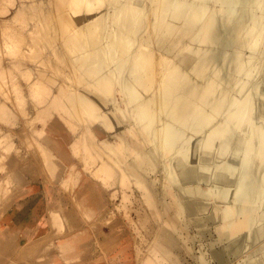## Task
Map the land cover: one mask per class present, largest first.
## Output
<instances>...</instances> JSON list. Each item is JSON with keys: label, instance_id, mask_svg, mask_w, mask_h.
<instances>
[{"label": "bare ground", "instance_id": "1", "mask_svg": "<svg viewBox=\"0 0 264 264\" xmlns=\"http://www.w3.org/2000/svg\"><path fill=\"white\" fill-rule=\"evenodd\" d=\"M34 3L37 5L33 6L37 8L34 16L39 18L46 6L50 24L45 30L36 23L30 27L27 36H34L32 44L41 49L44 47L46 55L31 69L21 62L13 66L33 77L26 87L32 97L46 91L44 82L39 84L43 77L49 80L56 76L60 83L56 82L52 95L50 91L41 106L33 104L34 116L24 109L25 100L23 106L19 100V94L23 99L19 84L12 85V90L7 88L8 96L3 93L4 101L11 98L9 91H13V96L18 94V100L13 102L19 101L20 104L10 102L9 105L16 113L20 112L23 122L32 120L34 125L38 124V119L47 116L46 113L49 116L51 111L76 115L86 103L96 109L95 118L101 121L89 120L88 127L97 133L88 128L89 136L98 146L112 150L115 159L122 164L120 168L126 181L104 159H100L94 177L107 180L105 183L112 185L111 190L115 185L122 187L134 183L144 191L145 203L154 201L149 210L153 220L150 221L144 219L141 202L134 195L131 200L138 217L135 234L156 240L151 248L152 257H145L139 264H185L187 255H191L196 264H207V255L196 257L188 244L196 238L193 229L201 233L206 226L200 237L208 242V258L211 257L212 262L231 264L233 259L243 255V251L245 256V252H251L243 248L245 239L249 237L251 242H259L264 238V229L252 232L255 223L264 218L261 217L264 210L259 209L261 214L256 211V205L264 195V98L259 96L263 106L259 105L260 116L255 115L257 118L253 121V103L260 100L254 95L255 101L252 102V98L243 93L246 83L242 88L240 86L242 94L235 89V84L242 83L238 75L243 73L245 77L249 74V62L252 63L250 66L258 62L256 53L260 52L263 36L260 16L264 11V0H33ZM28 7V4H22L17 13L21 9L23 13ZM72 15L82 18L74 23L71 22ZM45 39L47 44H44ZM63 47L74 52L79 50V53L67 54ZM247 49L251 53L245 57L243 52ZM13 66L11 64V68H15ZM9 67H1L0 78L5 74L14 78L8 74ZM237 76L239 79L236 80ZM61 78L66 86L61 85ZM0 84L1 88L4 83ZM0 112H6L5 107ZM47 119H41L39 124L44 125ZM101 122L112 132L105 134ZM246 124V128H242ZM38 130L43 131V127L34 131ZM37 134L43 136L39 131ZM1 137L2 142L7 141L5 136ZM33 139L38 141L36 137ZM75 140H83V137L76 136ZM29 141L34 144L32 137ZM210 149L213 151L209 152ZM227 150L232 157L226 160ZM40 153L44 158L35 161L37 173L41 176L44 171L45 177L48 172L47 177L51 174L55 180L58 172L64 171L63 163L69 162V157L60 152L56 155L59 160L50 156L46 160L45 151ZM207 153H210L209 158L205 157ZM83 159L94 161L87 148ZM13 163L11 161L12 166ZM216 168L221 169V173L213 172ZM210 169L215 170L210 174ZM16 177L18 180L20 175ZM23 177L25 174L22 173L18 182L21 183ZM12 180L11 173L0 180V200L15 189ZM20 189L14 190L15 198L26 191L25 187ZM49 189L56 192L55 188ZM76 189L75 205L91 211L100 203L99 223L105 225L108 216L107 220L113 218V209L93 190L80 184ZM111 190L109 194L113 202L115 194ZM220 200L224 202L222 207L217 202ZM49 202V221L52 224L62 222L63 215L57 213L59 207H54L51 200ZM43 206L39 196L16 204L6 213L4 219L9 225L0 242L13 244L14 248L21 249V254L38 252L47 240L41 224L32 227ZM65 215L71 226L78 223L74 213ZM115 225L112 224L110 235L101 231V245L104 247L118 243ZM210 226L217 247L210 243ZM30 231L26 242L29 244L20 246ZM69 241L63 246L68 247ZM210 244L214 246L212 250ZM260 247L258 251V247L255 248L258 260L248 264H264V247ZM199 250H202L201 245ZM245 256L243 259L248 257Z\"/></svg>", "mask_w": 264, "mask_h": 264}, {"label": "rangeland", "instance_id": "2", "mask_svg": "<svg viewBox=\"0 0 264 264\" xmlns=\"http://www.w3.org/2000/svg\"><path fill=\"white\" fill-rule=\"evenodd\" d=\"M32 3H33V0H0V69L2 66L10 65L8 69V74L10 73L14 75L13 79L11 78L12 76H6V74L2 78H0V83H4V85L2 84L4 88H2L3 86H1L2 89L0 88L1 90L0 94L3 96L4 95L3 93H5V95L8 96L6 92L7 88L8 90H10V88L12 90V85L16 83L19 84L21 86L20 87L21 90L19 92L21 93V96L23 97L22 99L19 94V100L20 99L22 100V101L20 100L22 103V106L26 103L24 109H26L29 112L30 116H34L35 114V110H33L34 109L33 104L41 106V103L44 102L45 100L44 98L49 94L50 91L52 95L53 90L56 87V82H59L56 76L54 78L50 77L49 80L48 78L43 77L42 79L39 80V82L41 83L39 82L37 83L42 85L44 82V85H45L44 88L47 87L46 91L45 90L40 91L41 93L38 94L39 95L38 97L34 95L32 97L30 96L31 93H29L30 92L29 89H27L26 87L28 84L29 85L31 84L33 77L30 76V74L23 72L22 69H20L18 66L14 65L15 68H11V64L13 66V64H17V62H19V64L21 62V64L24 63L25 64L24 66L31 69L35 65H38V63L41 62L45 58V55H46L44 47L43 49H41V48H38L37 46H34L31 42L34 36H27V34H29L28 30L30 29V27H32L36 23H39L43 27V29L46 30L48 24H50L49 19H48L49 12L47 11L46 6H44L42 8V10L44 11L43 14L41 13L39 18L35 17L34 14L37 11V8H33V6H37V5L35 3L34 4ZM22 4H28L29 7L26 8V10L23 13H21L23 9H21L17 13L18 9L20 8ZM257 12H259V15L261 14L260 10ZM262 12L263 14L261 15L262 17L260 16V19L264 20V17H263L264 11ZM70 18H71V22L77 23L82 18V16L72 15ZM263 20L261 22H262V26L264 27ZM263 27H262L263 30H261V35L263 33V36H261V45H260L261 47L262 45L264 46V39H262V37L264 38V28ZM44 44H47L46 39L44 41ZM261 47H259L260 50L258 49V51H260L259 52L260 54L258 52L257 53L254 52L258 56L257 61L260 62L261 60V62L259 63V65H261V68L258 65V62H254L255 65L253 64V66H255L254 67L255 69L253 68L252 65L250 66V64L252 63L249 62V65H248V68H250L249 74H246L245 77L243 73L240 74L241 76L238 75L240 79L237 76L236 80L239 79L240 81L242 78L241 80L242 83L240 82L239 85L235 84V89L237 88L236 90H240V93L242 94V91H241L242 84L246 83V89L244 87L245 85H243L244 87L243 93L244 92L247 93V95H249L252 98V102L255 101V98H254L255 96H256V100L257 99L260 100L258 101V103L257 101H255L257 105L255 104V102L253 103L255 107L254 113L251 112L253 114L251 115V117L254 116L252 119L253 121L256 120L254 118H257L258 116H260V114H258L259 111H257L258 110L257 108L263 106V102H264V99L261 98V97L264 98V90H263L264 70H261L264 67L263 66L264 47L262 48ZM63 49H64V52L67 54L79 53L78 52L79 50H76V52H74L73 50H68L67 48H64V47ZM261 49L263 50V52ZM245 51L243 52V54H245L244 55L245 57L246 55L248 57L251 52L248 49ZM256 66L257 67L259 66L258 67L259 69ZM47 67L43 66L44 69H46ZM63 69L64 68H62L61 70ZM261 75L263 78L261 77ZM246 77H248L247 78L248 82L246 81L247 79H245ZM258 78H260V80H258ZM62 80L64 79L62 78L60 79L61 85L63 84V86H66L64 82L62 83ZM261 84L263 85H262V88L260 89ZM248 85H250V87ZM238 86L239 88L241 86V88L239 89ZM252 86L253 88H255L254 90ZM258 90H262V91L258 92ZM255 91H257L256 94H255ZM12 92L13 91H9L11 98H8L9 99L8 101L6 100L4 101L5 95L4 97H1L0 95L1 97L0 109L2 107H5V111L7 112V113L4 112L2 114L0 112V128H2V130H0V136H3V137L5 136L4 139H7V141H5L6 142L5 144V142H2L3 138L2 137H1L2 139L0 138V145L2 144L0 147L1 149L0 157L2 158V161L0 159V162H2L0 165V167H2V172H0V180L5 175L7 176L8 174L10 175L11 173V176H13L12 183L13 185H16L14 190L16 191L21 190L20 188L25 187L24 190L26 191L25 193L23 192L22 195L19 194V197L15 198L13 193L16 191L13 190L9 193V195L5 197L6 199L4 198L3 200H0V238H2L4 231L9 225V222H7L4 219L6 217V213L9 212L12 208H14L16 204L31 201L33 198L39 196L44 206H43L41 213L37 217L36 223L32 227V229L36 225L41 224L42 226L41 231H43L44 237H46L47 242H46V245L44 244L45 242H43V244H41L42 247L39 248V251L38 252L34 251L35 254H29L26 252L25 253L22 252L21 254L20 253L21 249L14 248L13 244L11 243L8 244L7 242H3V243L0 242V264H139L145 257H152L153 252L151 253L152 251L151 248L156 243V240L154 237H146L143 235L142 237H139L138 235L135 234L136 229L134 227H135L136 222L138 221V217H136L134 214V210L132 209L131 200L134 195L139 200V202H141L140 208L143 211V213H145L144 219L150 220V221H153V220L150 217L149 210L152 209V205L154 201L152 202V200H150L148 203H145L146 200L144 198V191L141 188H138L136 185H134V183L122 185V187L115 185L114 188L111 190L110 187L112 185L105 183L107 180L101 181V180L96 179V177H94V172L99 166L100 159H104L110 166H112L114 171L120 175V178L122 177L126 181V177L121 172L122 169L120 168L122 164L115 159L112 150L110 148H105L100 145L98 146L95 141L91 140V136H89L88 128L91 129L90 127H88V125L91 124V121L89 120L92 118L97 123L101 121L100 118H95L96 109L86 103L84 106H81L79 108V112L76 115H71L66 112L56 113L54 111H51L50 115L53 119L49 118L50 115L48 116V113H46L47 116L45 117L43 116L41 118L42 120L44 118V121H46L45 118L46 119L47 117L49 118L47 119V122H45L46 124L44 123V125L43 124L40 125L42 122L41 119H38V124L36 125H34L35 124L34 121L32 123V120H24L25 122L24 123L21 119L23 118V116L19 115L20 112L16 113L15 108L11 107L12 106L11 104H13L16 101L15 99L18 100V94L13 96ZM241 94H239L238 96H241ZM23 95H26V96H23ZM259 96L263 100V102L261 101V99H259ZM23 100H25V103L23 102ZM10 102L11 104L9 105ZM14 104H20V102L18 101V103L16 102ZM9 114H11L12 117L9 118ZM27 122H29V124L31 123L32 126H29ZM36 123H37V120H36ZM101 124H104L105 134H109L112 132V130L105 128L104 122H101ZM34 126H36V129H41V127H43V131L38 130L39 132L43 133V136L41 137L38 136L39 133L37 134L38 131L37 132L34 131L36 130ZM246 126L247 124L245 125V127H242V128H246ZM239 130L240 129H238V131ZM91 131L95 132L92 129ZM6 135L10 136L11 138L10 137L9 139L6 138L7 137ZM65 135L66 136L68 135L67 139L65 138ZM33 136L36 137L38 141L33 139L34 138ZM76 136H82L83 140H75ZM31 137L34 143L33 145L31 141H29V138L31 139ZM26 138L28 139L26 140ZM100 139L102 140V138ZM28 141H29L28 144L31 143V145L27 144ZM39 141L42 144H39L40 143ZM3 143L6 146L3 145ZM37 144L39 145L37 146ZM25 145L27 146V148ZM40 145L42 146V148ZM4 147H7V148H4ZM39 148L43 150H40ZM85 148H87L90 151L91 157L92 159L94 158V161L86 162L83 159V152ZM212 149L215 150V147H213ZM212 149H210L211 151L209 150V152H212L213 151ZM4 150L5 152H3ZM41 151L42 152L45 151V153L47 154L46 160L49 156L55 158V160H59V158L56 155H58V153L60 152L65 153V155L69 157L68 158L69 162L63 163L64 171L61 172V174L58 172V176L56 177L55 180H53L54 177L51 174L50 176L47 177V175H49L47 171H46L47 173H45L46 174L45 177H43L44 171L41 172V176L39 173H37L36 162L39 161L41 157L44 158L43 155L40 157V155L42 154L40 153ZM227 152H226V156L224 155L226 160L229 157H230L229 159H231L232 157L231 152L229 150H227ZM209 154L210 153H207V156L205 157L209 158L210 156ZM11 161L14 162L13 166L11 165ZM211 170L213 171L215 169H210V172H209L210 174H211ZM217 171L220 172L222 170L221 169L219 170L218 168H216V170L213 172H217ZM263 171H264V167H263L262 173ZM22 173L25 174V178L23 177V180L20 183L18 181ZM205 173H208V171L207 172L205 171ZM17 175H20L18 180L16 177ZM41 177H43V179ZM60 177L61 179H59ZM48 179L50 181H48ZM78 184H80V186L88 187L89 190H93L96 194H98L99 199L102 198L103 201L104 200L107 201L108 206L111 209H113V216H112L113 218L107 220V218H109L108 216L105 220L107 222L109 221L108 223L104 222L105 225L103 223L102 225L101 223H99L100 219L97 220V218L100 216V212L99 214H97L100 203L95 204L94 209L91 211H85L82 207L75 205V198H77V195H74V194L77 193L76 186ZM38 185H40V187ZM49 187L55 188L56 192H51ZM110 190L114 192L115 194V196L112 198L113 202H111V199H110L111 198L109 194ZM54 198H55V201L52 202ZM60 198L62 200H60ZM263 198H264V195H263ZM65 199L68 201L70 200V202L65 201ZM96 199H98V197H96ZM6 200H7V204L5 203ZM11 200L12 202L8 203ZM50 200L54 204V207H59V210H58L59 212L57 211V213H61L63 215L64 218L61 220L62 222L52 224L49 221L48 206H50V202H49ZM262 200L260 202L262 207L260 204H257L256 207L258 208H256V211H258L259 209L264 210L263 208L264 204H262L264 203V200L263 201ZM220 201L221 202L219 201L217 202H218V205L220 206L221 204V207H222L224 202H222V200ZM67 212H72L75 214L78 220V223L76 225L71 226L69 224V220L65 215ZM260 212L261 210H259L258 213L259 214L262 213L263 215L261 214V217H263L264 211L261 213ZM263 219L264 218H261L262 223L258 224L261 220L258 223H255L256 227L254 225L255 228L253 227L252 232H254V230L258 228L260 230L264 229ZM112 224L113 225L116 224L115 227H117L118 235H116L117 232H115L114 235L118 236L116 240L118 243H115V242L110 243L104 247V245H101L102 239L100 238L101 237L100 233L102 230L103 231L105 230L104 232L108 234V232L111 230ZM206 229H207V226L204 230ZM203 231L201 233H203ZM210 231H211L210 233V239H211L210 243H211L213 242L212 236H215L214 230H212L211 226H210ZM193 233L196 236L195 240L193 241L194 244L192 245L193 242L190 243V241L188 242V244L191 245L193 253H195L194 255L196 257L198 256L201 257L200 254L202 256H204L205 254L204 257H206L207 255V260H206L207 264H216L212 262L213 259L211 257H210V260L208 258V251H207L208 242L200 237V234H201L200 231H198L197 229H193ZM30 234H31V231L28 233V235L23 240L22 244H20V246L24 244V247H25L27 244H29V242L28 243L26 242L29 240L28 236ZM109 235H110V232H109ZM247 239H250V238L248 237ZM247 239H245L246 242L248 241L247 244L246 242H244L246 247L244 245L243 248L246 249L245 251H247L248 249L247 252H249L250 250L251 252H249L248 254L245 252L246 254L245 256L244 251L242 250L243 252L241 253V255L242 254L243 255L238 257L242 259H238V258L233 259L231 264L232 263L248 264V262L250 263L255 260H258V257L256 256V254L258 253L257 252L258 249L261 248L260 246L264 247V243H263L264 238H261L259 242H253V241L251 242V239L250 240H247ZM109 240H110V236H109ZM68 241H69V246L64 247L63 245H65L66 242ZM213 244L214 242L212 243V245ZM200 245L202 246V250H199ZM217 245L218 244L216 245L214 244L215 247H217ZM248 245L249 247H247ZM214 246H211L210 250H212ZM253 248H254V253H253ZM255 248H257V251ZM88 252L89 254H87ZM244 256L245 257L248 256L246 258L247 260L245 258L243 259ZM244 262H247V263H244ZM184 263L185 264H196V261L194 260V258L191 259V255L189 256L187 255ZM197 264H200V263H197Z\"/></svg>", "mask_w": 264, "mask_h": 264}]
</instances>
